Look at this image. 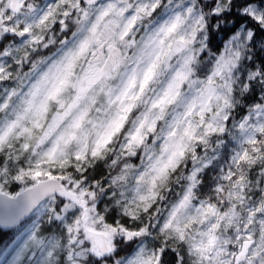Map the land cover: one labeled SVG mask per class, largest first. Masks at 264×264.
Instances as JSON below:
<instances>
[{
    "label": "snow or ice",
    "instance_id": "1",
    "mask_svg": "<svg viewBox=\"0 0 264 264\" xmlns=\"http://www.w3.org/2000/svg\"><path fill=\"white\" fill-rule=\"evenodd\" d=\"M0 89L10 264H264V0H0Z\"/></svg>",
    "mask_w": 264,
    "mask_h": 264
},
{
    "label": "rangeland",
    "instance_id": "2",
    "mask_svg": "<svg viewBox=\"0 0 264 264\" xmlns=\"http://www.w3.org/2000/svg\"><path fill=\"white\" fill-rule=\"evenodd\" d=\"M206 0H200V4H205ZM205 11H208L205 8ZM246 26V23H243ZM215 28V27H214ZM230 35V33H229ZM228 36H225L223 39L226 40ZM222 41V42H223ZM223 48V43L220 45V49ZM211 65L209 64V68ZM242 75V74H241ZM2 91V89H0ZM228 142L227 139L225 141ZM224 152V149H221V153ZM222 158L221 156L217 157V160ZM223 159V158H222ZM224 161V160H223ZM224 163V162H223ZM44 224L43 217L40 216L39 213L35 212L31 220L26 222L23 226L17 229V232L13 236L15 240L14 247L19 248L23 245L30 242V237L33 233H35L38 229L39 232V239L40 243H33L31 244L30 250L27 253V256L24 257V264H49L47 253L48 251L55 246V241L57 240V234L51 232L50 234L45 235L43 233L42 226ZM48 225V224H46ZM42 231V233H41ZM12 257L8 255L7 250L2 249L0 252V264H10Z\"/></svg>",
    "mask_w": 264,
    "mask_h": 264
},
{
    "label": "trees",
    "instance_id": "3",
    "mask_svg": "<svg viewBox=\"0 0 264 264\" xmlns=\"http://www.w3.org/2000/svg\"><path fill=\"white\" fill-rule=\"evenodd\" d=\"M211 23L214 25L215 24V21L214 20H212L211 21ZM242 23H246V22H242ZM217 31V29L216 28H214V27H212L211 28V33H215ZM225 38V36L222 38V39H220V44H219V47H220V45L223 43L222 41H223V39ZM225 151V150H224ZM218 161H219V164H223V159L222 158H219L218 159ZM219 171V167H217L216 168V170L215 171H213L212 173H211V175L212 176H215L216 174H217V172ZM206 179H207V177H206ZM19 188H20V185L19 184H12L10 187H9V192H13V191H19ZM32 217H33V215L29 218V220H31L32 219ZM28 220V221H29ZM27 221V222H28ZM26 223V222H25ZM24 223V224H25ZM23 224V225H24ZM23 225H21V226H23ZM20 226V227H21ZM19 227V228H20ZM18 229V228H17ZM17 229L15 230V233L17 232ZM42 229H43V233H45V235H47V234H50L51 232H53V233H55V234H57L58 233V229L57 228H55L53 225H50V224H48V225H46V223L44 222V224H43V226H42ZM41 233H42V231H41ZM14 238V237H13ZM2 240H3V237L2 236H0V244H2ZM3 248H0V252H1V250H2Z\"/></svg>",
    "mask_w": 264,
    "mask_h": 264
},
{
    "label": "water",
    "instance_id": "4",
    "mask_svg": "<svg viewBox=\"0 0 264 264\" xmlns=\"http://www.w3.org/2000/svg\"><path fill=\"white\" fill-rule=\"evenodd\" d=\"M5 211L4 207L2 204H0V214H3ZM35 213V210L33 211H29V212H26L23 216L20 217L19 221H18V226L16 227L19 228L21 225H23L25 222L28 221V219ZM15 229V230H16Z\"/></svg>",
    "mask_w": 264,
    "mask_h": 264
}]
</instances>
